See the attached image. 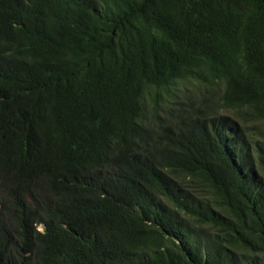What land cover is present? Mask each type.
I'll return each instance as SVG.
<instances>
[{"label":"trees","instance_id":"obj_1","mask_svg":"<svg viewBox=\"0 0 264 264\" xmlns=\"http://www.w3.org/2000/svg\"><path fill=\"white\" fill-rule=\"evenodd\" d=\"M0 264H264V0H0Z\"/></svg>","mask_w":264,"mask_h":264},{"label":"rangeland","instance_id":"obj_2","mask_svg":"<svg viewBox=\"0 0 264 264\" xmlns=\"http://www.w3.org/2000/svg\"><path fill=\"white\" fill-rule=\"evenodd\" d=\"M188 88V89H187ZM183 91L182 92V95H183V98H188V97H191L193 96L194 93H197L198 94V91L196 90V87L194 86L191 87L190 85H186L182 88ZM150 107V106H149ZM147 117H148V120H151V117H152V113L147 111ZM40 229H42L40 227Z\"/></svg>","mask_w":264,"mask_h":264}]
</instances>
